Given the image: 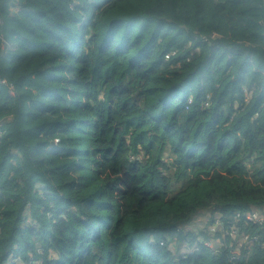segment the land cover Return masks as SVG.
Returning a JSON list of instances; mask_svg holds the SVG:
<instances>
[{"label":"trees","instance_id":"trees-1","mask_svg":"<svg viewBox=\"0 0 264 264\" xmlns=\"http://www.w3.org/2000/svg\"><path fill=\"white\" fill-rule=\"evenodd\" d=\"M0 79V264H264V0H0Z\"/></svg>","mask_w":264,"mask_h":264},{"label":"built area","instance_id":"built-area-1","mask_svg":"<svg viewBox=\"0 0 264 264\" xmlns=\"http://www.w3.org/2000/svg\"><path fill=\"white\" fill-rule=\"evenodd\" d=\"M7 45L9 47L11 46L9 43H7ZM172 55H175V52H173V54H170V57H172ZM166 58H169V56L167 55ZM0 83L2 85H5V86L6 85H9L10 89L13 88V84L8 83V81L6 79H0ZM246 102H249V98L246 99ZM189 103H192V100L191 99L189 100ZM9 119H10V117H9ZM2 125H4V122H1L0 123V126H2ZM58 140L59 139H56V141H58ZM239 215H240V213H238V216ZM246 215H247V218L250 221H253L255 223H263V221H264V216L258 210H253V211H251L249 213H246ZM213 230H215V228H213ZM236 232H237L236 230H233V232L231 234H234ZM252 239H257V237H253ZM245 241H251V239H249L248 236L242 235V238L239 239V245H241ZM201 243H204L207 246H212V245L214 246L215 245L212 241H206L205 242L202 239H201ZM216 243L219 244V245H222L223 244V242L222 241L220 242V240H217ZM184 249H185V252H182L181 253V256L183 258H186L187 257V254H191V253H194L195 251H199L201 249V245L198 244L195 247H193V245H186L184 247ZM234 259H235V257H234ZM17 260H19V259H17Z\"/></svg>","mask_w":264,"mask_h":264},{"label":"rangeland","instance_id":"rangeland-1","mask_svg":"<svg viewBox=\"0 0 264 264\" xmlns=\"http://www.w3.org/2000/svg\"><path fill=\"white\" fill-rule=\"evenodd\" d=\"M166 60L169 61V60H171V58H166ZM207 98H209V96H207ZM191 104L192 103H188L187 109H189V107H190ZM208 105H209V102H206L205 103V106H208Z\"/></svg>","mask_w":264,"mask_h":264}]
</instances>
